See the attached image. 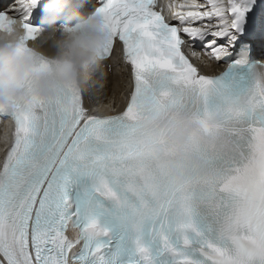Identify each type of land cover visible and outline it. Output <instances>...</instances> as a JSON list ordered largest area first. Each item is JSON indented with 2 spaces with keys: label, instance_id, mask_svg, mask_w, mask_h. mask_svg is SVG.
<instances>
[{
  "label": "snow or ice",
  "instance_id": "snow-or-ice-1",
  "mask_svg": "<svg viewBox=\"0 0 264 264\" xmlns=\"http://www.w3.org/2000/svg\"><path fill=\"white\" fill-rule=\"evenodd\" d=\"M42 7L0 0V27L15 13L25 41L37 39ZM165 7L188 10L169 22ZM83 10H99L110 34L87 87L0 110L14 125L0 162V264H264V80L252 40L264 36V0H84ZM185 36L226 68L194 64ZM119 50L126 106L94 113ZM174 104L219 107L232 127L238 147L217 155L211 174L174 175L155 157L147 119ZM209 197L211 232L193 212Z\"/></svg>",
  "mask_w": 264,
  "mask_h": 264
},
{
  "label": "clouds",
  "instance_id": "clouds-1",
  "mask_svg": "<svg viewBox=\"0 0 264 264\" xmlns=\"http://www.w3.org/2000/svg\"><path fill=\"white\" fill-rule=\"evenodd\" d=\"M40 0H22L31 11ZM84 0H43L37 39L25 41L21 21L0 27V110L14 111L32 98L52 99L84 90L104 63L110 34L99 10ZM264 80V67H257ZM152 150L174 175L215 170V157L238 145L223 110L174 104L147 119Z\"/></svg>",
  "mask_w": 264,
  "mask_h": 264
},
{
  "label": "bare ground",
  "instance_id": "bare-ground-1",
  "mask_svg": "<svg viewBox=\"0 0 264 264\" xmlns=\"http://www.w3.org/2000/svg\"><path fill=\"white\" fill-rule=\"evenodd\" d=\"M254 43V49H255V58L257 60H260L261 62H264V37H261L260 34L257 36V38L253 41ZM112 65L110 68L105 67L102 69V73L107 76L108 80L110 81V88L108 90L107 95H109L112 92H115L116 94L119 93L120 89H122L125 86L126 82V74L123 69V67L119 64L117 61L110 62ZM217 65V62L212 61L211 66L215 67ZM110 70H115V72H112ZM101 100V99H100Z\"/></svg>",
  "mask_w": 264,
  "mask_h": 264
}]
</instances>
